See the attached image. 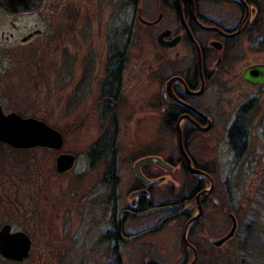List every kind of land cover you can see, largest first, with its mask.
<instances>
[{
	"label": "rangeland",
	"instance_id": "374dc122",
	"mask_svg": "<svg viewBox=\"0 0 264 264\" xmlns=\"http://www.w3.org/2000/svg\"><path fill=\"white\" fill-rule=\"evenodd\" d=\"M116 13L110 7L94 9L88 0L76 28L68 30L67 37L62 35L64 31H57L55 37H47L46 44L40 39L32 46L17 49L12 40L0 44V75L4 72L6 85L13 87L9 88L12 91L0 92L3 113L14 112L42 121L63 139L58 151L41 147L16 150L0 143V227L8 224L12 231H22L31 240L28 259L14 263L0 257V264L100 262L98 258L107 245V221L102 212L107 198L105 172L114 158L118 188L124 192V184L133 181L132 163L136 157L147 155L144 146L152 143L157 132L149 102L169 76V70L156 72L161 53L155 37L138 40L134 30L126 50L116 116L112 119L100 86L104 73L101 65L123 48L122 42L112 43L107 31L108 20L113 16L115 21L119 15ZM119 16L121 21L122 13ZM96 21L97 29L93 27ZM32 22L40 28L44 20L36 15ZM240 42L242 47L235 61L220 65L225 82L218 89L222 94L218 98L227 124L237 116L241 105L252 100L254 131L246 154L244 148H234L235 153L226 148L224 153V146L220 147L223 142L218 147L226 166V209L237 225L236 236L224 250L226 264H264V87H250L240 79L247 66L264 64V50L254 51L256 43L250 42L247 35ZM111 135H117L113 156L107 153L105 142L101 145L103 155L100 149L99 153L92 152L100 139L108 140ZM60 153L75 157L73 167L63 174L55 171V158ZM157 154L169 155L167 151ZM167 187L161 185L155 190L165 192ZM92 199L94 205L98 204L97 212L89 205ZM225 225L227 233L232 226L228 217ZM197 229H193V235L202 236ZM180 236L181 228L169 226L147 240L172 248L180 245Z\"/></svg>",
	"mask_w": 264,
	"mask_h": 264
},
{
	"label": "flooded vegetation",
	"instance_id": "af4514ba",
	"mask_svg": "<svg viewBox=\"0 0 264 264\" xmlns=\"http://www.w3.org/2000/svg\"><path fill=\"white\" fill-rule=\"evenodd\" d=\"M91 3L94 9L110 7L116 14L122 13L121 21L119 15L115 21L112 16L107 26L112 43H123L121 53L113 54L101 65L104 73L100 94L107 98L108 114L113 120L123 86L126 50L134 30L138 40L155 37L161 53L156 62L157 74L169 70V76L149 102L157 132L152 143L144 146L147 155L136 157L132 163L133 181L124 184V192L118 188L114 158L105 172L107 198L102 212L107 221V245L100 252L97 264H226L224 247L236 236L237 225L232 237L221 245L216 244L228 233H225L226 218L232 225V217L236 224L234 216L226 209V166L218 147L223 142L220 147L224 146V153L226 148L231 152L234 148H244L246 154L247 142L254 131L251 118L254 102H245L237 116L226 123L218 98L222 95L218 89L225 82L220 65H231L235 61L242 47L240 38L246 35L245 30L256 18L264 0H91ZM87 6L88 0H43L33 13L11 14L0 8V44L12 40L15 49L32 46L39 39L46 44L47 37H55L57 31H64L62 35L67 37V31L76 28ZM36 15L44 20L40 28L32 22ZM93 24L97 29V21ZM159 37L162 44L169 45L174 39L177 42L173 47L164 48L157 44ZM177 49L180 52H170ZM3 74L0 75V92L12 91L9 88L13 87L6 85L8 82ZM209 90L212 93L208 94ZM261 130L264 136V123ZM116 142L117 135H111L105 142L108 144L106 151L112 156L116 152ZM101 145L100 155H103ZM162 151L169 155L157 154ZM144 157H159L170 166V170L153 164L140 167L145 180L162 179L157 185L146 186L134 174V164ZM187 160L192 169L208 178L191 174ZM211 184V190L203 193ZM161 185H168L165 192L155 190ZM94 202L92 199L89 205L97 212L98 204ZM151 210L154 212L139 216ZM193 218L186 229L185 242L184 228ZM160 223L159 230L144 234ZM169 226L181 228L179 246L162 248L147 240ZM196 227V233L202 236L193 235ZM131 238L134 239L123 240Z\"/></svg>",
	"mask_w": 264,
	"mask_h": 264
},
{
	"label": "water",
	"instance_id": "95a60500",
	"mask_svg": "<svg viewBox=\"0 0 264 264\" xmlns=\"http://www.w3.org/2000/svg\"><path fill=\"white\" fill-rule=\"evenodd\" d=\"M43 0H0V8L11 14L18 13H33L41 6ZM214 30V29H209ZM161 37V36H160ZM158 38L157 44L164 48L173 47L177 42L174 39L169 45L162 44L161 38ZM218 51L219 47L216 48ZM241 80L248 86L252 87H264V64H254L246 67L240 75ZM171 82V81H170ZM170 83H167V86ZM168 92V88L166 87ZM0 143L9 146L16 150H29L36 147L48 148L53 150H60L63 145V139L59 132L47 126L42 121L36 120L34 118H23L14 112H9L4 114L0 106ZM75 157L71 154L60 153L55 158V171L58 174H63L68 172L74 164ZM145 164H153L164 168L165 170H170L165 162H163L159 157H144L138 160L134 164V174L135 176L143 181L146 186L157 185L162 181V179L156 181H147L143 178L140 173V167ZM188 169L191 174L201 175L205 178L208 176L198 170H194L190 166V162L187 160ZM212 184L209 189L204 190L203 193L209 192L211 190ZM160 210V209H159ZM154 210L146 212L139 216L149 215L153 213ZM194 220H190L184 228V241L185 233L188 225ZM232 226L227 233V235L220 241H217V245H221L223 242L232 237L236 224L234 219L231 217ZM119 220V230H120ZM162 223L158 224L156 228L147 233H152L159 230ZM141 236V235H140ZM134 237V238H138ZM131 239H123L132 240ZM31 247L30 238L22 231H12V228L8 224H4L0 227V257L6 261L20 263L29 257Z\"/></svg>",
	"mask_w": 264,
	"mask_h": 264
},
{
	"label": "trees",
	"instance_id": "16d2710c",
	"mask_svg": "<svg viewBox=\"0 0 264 264\" xmlns=\"http://www.w3.org/2000/svg\"><path fill=\"white\" fill-rule=\"evenodd\" d=\"M258 9L259 10L256 18L245 30L250 42L254 40V43H256V45H253V49L256 52L264 50V4L261 3ZM106 141L107 140L100 139L93 147L92 152L98 153L97 150L99 149L100 145Z\"/></svg>",
	"mask_w": 264,
	"mask_h": 264
}]
</instances>
